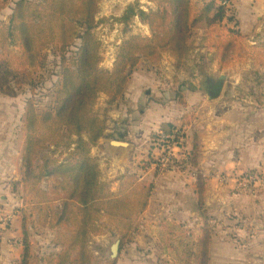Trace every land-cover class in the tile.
<instances>
[{
	"label": "trees",
	"instance_id": "1",
	"mask_svg": "<svg viewBox=\"0 0 264 264\" xmlns=\"http://www.w3.org/2000/svg\"><path fill=\"white\" fill-rule=\"evenodd\" d=\"M10 1L0 0V11ZM98 5L99 0H19L12 8L9 24L0 27V93L17 96L15 89L21 79L32 85L34 75L53 63L61 79L50 107L41 110L34 100L27 101L23 152L24 203L49 220L51 229L56 230L55 242L63 248L51 264H116L96 262L90 236L101 234L99 223L106 218L118 228L122 251L132 242L155 192L154 182L134 174L122 177L118 194L102 181L100 165L91 156L92 146L104 137L106 129L94 110L100 94L108 95L111 103L124 99L135 70L144 62H158L164 53H170L180 66L195 28L203 22L209 28L221 70L247 64L250 59L264 67V45L248 44V36L242 33L228 5L216 0H158L156 11L145 12L137 5L127 8L119 21L127 24L139 16L149 24L152 35L131 37L122 45L114 69H103L102 45L95 34ZM216 33L219 36L214 38ZM17 44L21 52L14 51ZM183 119L181 127L163 123L160 132L168 135V146L190 149L186 148L184 156L182 153L180 163L195 171L196 194L203 208L207 180L199 165V138L195 134L194 142L189 143L183 129L188 126V117ZM62 149H73L75 159L60 160L57 153ZM45 183L48 188L43 187ZM21 213V264H28V211L25 208ZM155 233L163 255L173 263L211 264L215 229L208 216L193 228L165 219L155 226Z\"/></svg>",
	"mask_w": 264,
	"mask_h": 264
},
{
	"label": "rangeland",
	"instance_id": "2",
	"mask_svg": "<svg viewBox=\"0 0 264 264\" xmlns=\"http://www.w3.org/2000/svg\"><path fill=\"white\" fill-rule=\"evenodd\" d=\"M17 1L19 0L10 1L9 5L4 10L0 11V27L9 24L12 8H14ZM197 1L199 3H204L212 0ZM216 1L218 3L224 2L223 0ZM233 3H235V0H230L228 5L235 13L236 9H234ZM130 5H137L140 10L145 12L158 10V0H99V11L97 14V21L99 24L95 30V34L102 45L101 57L103 60L101 68L103 69L110 71L114 69L122 45L131 37H151L152 35L149 24L144 22L139 16L134 17L132 21L127 24L119 21ZM258 25L263 26V32L259 35L261 39L255 34H253L254 38L248 37V44L250 46L259 47L264 45V24ZM208 30L209 28L204 22L195 28L190 47L180 66H177L178 60L170 53H164L158 62H144L135 70L131 80L133 83L131 84L130 82L128 87L135 86V83L143 86L144 92L142 96L146 99H143L142 105L135 107L129 106L128 100L125 97L115 103H111V99L108 95L104 93L99 95L94 110L106 124L104 137L122 139L118 136L117 128L114 125V119L117 113L128 108L129 111L132 109H134L135 112L141 111V114L144 116L147 108L144 102H150V105L156 104V108H159L161 105H168L169 113L173 115H176V113L173 112L172 109L178 108L179 112L176 117H179L181 124L176 125L171 123L177 127L183 125V121H185L183 118L187 116L188 121L186 123H188V126L183 129L186 131L187 138L190 140L189 143L191 144L194 142L195 134H197V132L191 128L195 120L194 118L197 116L192 104L199 102L195 100L194 94L199 96L201 100H206L210 103L221 102L229 105L251 104L253 107L257 108L254 110L255 112L264 107V67L258 65L255 60L250 59L247 64H238L229 69L221 70L216 59L218 57L217 51L212 47L211 41L209 40L211 35H208ZM213 36L217 38L219 35L216 33L213 34ZM14 51L21 52L22 47L17 44L14 46ZM48 54L51 55L52 52ZM54 64L55 63L51 64L49 68H46L47 70L37 72L34 75L32 85H30V81L21 79V84H18L15 89L17 96L11 97L2 93H0V95L20 99L26 111L28 100H34L41 110L50 107L54 102L57 89L61 86V79L58 74L59 70ZM220 77H224L225 82L222 95L216 100H209L208 96L201 88L202 86H206L209 81H216L220 79ZM130 89L132 88L130 87ZM176 104H179V106L177 105L176 107ZM163 112L165 113L166 111ZM152 114L154 116H160V113L157 112H153ZM152 118L157 122L160 121V118ZM162 125L160 129H158L159 131L157 130L150 135L147 146L141 147L135 144V151H132L130 156L124 161H120L117 156H111L107 152L106 147L99 144V141L96 145L92 146L91 156L95 158L100 165L102 181L111 187L113 193H119L121 179L126 174H134L140 180L153 182L156 177H158L157 174L160 170V173L163 171V183H175L180 177H188L189 180L191 179V171L193 169L190 167L188 168L187 164L183 165V163H180V160L183 158L181 157L182 153L184 156L186 148L190 150L188 147L182 148L185 149L184 151L180 148L175 158L166 162V167L163 166L165 156L167 155L166 147L168 143H166V141L168 142L169 137L167 134L160 132ZM161 136H167L168 138L162 141ZM123 140L132 142L124 138ZM199 145L201 157L200 138ZM57 157L62 161L75 159L73 149H62L58 151ZM187 162H189V160H187ZM172 167L177 168L173 170ZM200 170L207 180L208 188L210 179L212 178H210V176L208 177L201 168ZM182 173L184 175H182ZM192 173H194L197 180V175L194 170ZM247 173L262 176L254 171L232 176H227L225 173L222 174L220 182L225 179L224 182L228 183L230 177L233 181L235 180L234 182H236V184H239L244 181L245 174ZM167 176H171L172 179H168ZM104 178L106 179L105 181L103 180ZM184 181L187 182L186 180ZM43 187L48 188L49 184L45 183ZM232 187L237 193L250 194L240 188L239 190L237 185ZM210 199L211 197L205 194V205L203 208L200 207L203 218L192 212L197 218V221L189 228H193L199 223H204L205 215L210 218V222L213 225V216L208 212V209L210 210L211 208V203H213ZM32 202L34 203L35 200L32 199ZM25 208L28 211V220L25 228L30 249L28 264H51L52 261L56 259V256L63 250V248L55 242L54 236L56 230L51 229L48 223L49 220H47L44 215L40 216L38 212L31 211L32 205L27 206L25 204ZM144 216L145 214L143 217ZM143 217L140 219L137 230L132 236V242L127 244L122 251L119 248V254L116 259L112 258L111 247L117 240H122L121 235L118 232L117 226L104 218L99 223L102 229L101 234L90 236L89 245L96 262L111 261L116 262V264H168V258L163 255L160 240L155 233V226L159 222L151 227V223L147 218L144 217L143 219ZM220 231L221 230H218V232ZM227 232L229 236H232L234 231L227 230ZM140 237L143 238L144 242L138 241ZM57 249H60V251H57Z\"/></svg>",
	"mask_w": 264,
	"mask_h": 264
},
{
	"label": "crops",
	"instance_id": "3",
	"mask_svg": "<svg viewBox=\"0 0 264 264\" xmlns=\"http://www.w3.org/2000/svg\"><path fill=\"white\" fill-rule=\"evenodd\" d=\"M233 7L242 33L250 38L255 34L261 39L263 26L258 24H264V0H235ZM143 92V86L136 83L127 87L125 98L129 106L142 105L146 99ZM194 95L199 102L192 104L197 116L191 128L200 138V168L212 178L206 193L213 201L210 210L207 209L213 216L215 229L211 264H264V188L254 194H242L235 192L230 177L228 183L225 179L220 182L225 173L232 176L254 171L264 176V107L255 112L257 108L251 104L210 103ZM144 105L147 107L144 116L141 111L125 108L114 119L118 136L141 147L148 145L150 135L163 123L181 124L176 117L178 108L172 109L176 113L173 115L168 105L159 108L150 102ZM153 112L160 116H154ZM26 113L20 99L0 95V264L22 261ZM157 175L153 181L155 192L144 216L151 227L165 219L187 227L194 225L197 218L191 205L198 201L194 173L191 172L190 180L180 177L175 183H163V171L159 170ZM227 230L234 231L232 236ZM138 241L144 242L142 237ZM168 264L175 263L168 258Z\"/></svg>",
	"mask_w": 264,
	"mask_h": 264
},
{
	"label": "water",
	"instance_id": "4",
	"mask_svg": "<svg viewBox=\"0 0 264 264\" xmlns=\"http://www.w3.org/2000/svg\"><path fill=\"white\" fill-rule=\"evenodd\" d=\"M224 85V77H220V79L216 81H209L206 86H202V88H200L204 90L209 100H216L221 97ZM99 144L104 145L107 152L111 156H117L120 161L126 160L130 156L131 152L136 149V145L133 142H126L123 139H110L103 137L99 139ZM200 207L201 206L198 204V201H194L191 205V211L203 218ZM120 244L121 240H117V242H115L111 247L113 259L118 257Z\"/></svg>",
	"mask_w": 264,
	"mask_h": 264
},
{
	"label": "built area",
	"instance_id": "5",
	"mask_svg": "<svg viewBox=\"0 0 264 264\" xmlns=\"http://www.w3.org/2000/svg\"><path fill=\"white\" fill-rule=\"evenodd\" d=\"M223 1H224L223 4H226V5H228L230 2V0H223ZM161 137H162V141H165V139L168 138L167 136H161ZM166 151H167V155L165 156V160L163 164L164 167H166V162H169L170 160L175 158V155L180 151V148L178 147V145L167 146ZM175 168L177 167H172L173 170ZM234 185H237L238 189L240 188L241 190H245L247 193L254 194L259 189L264 188V176H258V175H254L251 173H247L245 174V179L242 183L236 184V182H234Z\"/></svg>",
	"mask_w": 264,
	"mask_h": 264
}]
</instances>
